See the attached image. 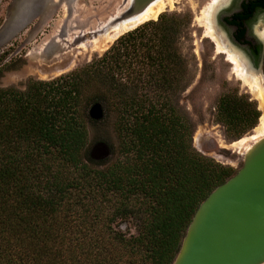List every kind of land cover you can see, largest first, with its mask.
<instances>
[{
    "label": "trees",
    "instance_id": "16d2710c",
    "mask_svg": "<svg viewBox=\"0 0 264 264\" xmlns=\"http://www.w3.org/2000/svg\"><path fill=\"white\" fill-rule=\"evenodd\" d=\"M189 24L160 13L80 67L0 87V264H172L199 203L237 171L194 148L175 101L189 84ZM260 114L237 92L216 105L235 139ZM98 143L104 158L91 155ZM127 222L135 234L116 228Z\"/></svg>",
    "mask_w": 264,
    "mask_h": 264
},
{
    "label": "rangeland",
    "instance_id": "374dc122",
    "mask_svg": "<svg viewBox=\"0 0 264 264\" xmlns=\"http://www.w3.org/2000/svg\"><path fill=\"white\" fill-rule=\"evenodd\" d=\"M126 1L0 0V87L24 89L31 78L47 80L101 55L113 42L94 48V40L105 33L104 29H97ZM210 1L170 0L160 13L185 14L190 18L179 41L188 64L189 84L175 101L193 124L192 145L201 154L238 170L243 155L227 146L237 139L226 135L225 126L217 121L216 105L226 93L253 98L236 76L226 53L217 49L215 37L206 33L203 12ZM253 27L257 34L264 29V14L256 17ZM262 44V57L254 65L261 62L259 77L264 90V39ZM94 133L91 130L90 137ZM106 133L117 142L110 128ZM116 226L127 235L137 232L131 222Z\"/></svg>",
    "mask_w": 264,
    "mask_h": 264
},
{
    "label": "water",
    "instance_id": "95a60500",
    "mask_svg": "<svg viewBox=\"0 0 264 264\" xmlns=\"http://www.w3.org/2000/svg\"><path fill=\"white\" fill-rule=\"evenodd\" d=\"M153 1L130 0L104 29L137 17ZM228 4L214 16L216 29L222 32L218 40L225 43L228 50H235L259 74L261 62L256 67L218 24V12ZM256 36L263 41V37L257 33ZM90 115L98 117L99 107L93 106ZM108 153L103 143L94 145L91 150L96 159ZM242 157L238 170L199 203L172 264H264V137L254 142Z\"/></svg>",
    "mask_w": 264,
    "mask_h": 264
},
{
    "label": "bare ground",
    "instance_id": "6f19581e",
    "mask_svg": "<svg viewBox=\"0 0 264 264\" xmlns=\"http://www.w3.org/2000/svg\"><path fill=\"white\" fill-rule=\"evenodd\" d=\"M229 1L230 0H211L208 3L207 10L203 12L204 22L206 25L203 26L206 28L205 30L208 35L215 37L214 39L217 42V49L226 53L227 60L233 64V70L235 71L236 76L241 79L243 84L247 87L248 92L257 102V108H259L261 113L258 124L253 128L251 133L244 135L243 137L239 138V140L237 139L236 141L227 145L230 148L232 147L239 155H243L254 142L264 137V90L259 74L255 73L254 70L246 64L245 60L235 53V50H228L226 46H224L225 43L221 44V40H218L222 38V32L216 29L214 16L216 12L223 5L228 4ZM129 2L130 0H127L125 5L117 9L113 15L109 16L97 30L104 29L110 20H112L126 8ZM169 4L170 0H154L137 17L123 20L113 26H110L108 29H104V35H100L94 40L93 47L96 49L105 47L108 43L113 42L121 34L134 28V26H138L139 24L151 19H156L159 13ZM258 36H264V29H262Z\"/></svg>",
    "mask_w": 264,
    "mask_h": 264
},
{
    "label": "flooded vegetation",
    "instance_id": "af4514ba",
    "mask_svg": "<svg viewBox=\"0 0 264 264\" xmlns=\"http://www.w3.org/2000/svg\"><path fill=\"white\" fill-rule=\"evenodd\" d=\"M260 2L262 0H231L217 15L218 24L227 32L233 43L247 54L253 64L259 62L263 52V44L257 38L253 27L256 17L264 14ZM235 14H240L239 25L232 22Z\"/></svg>",
    "mask_w": 264,
    "mask_h": 264
}]
</instances>
